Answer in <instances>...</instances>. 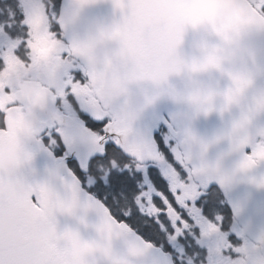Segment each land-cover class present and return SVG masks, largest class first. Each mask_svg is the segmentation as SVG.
<instances>
[{"label":"snow or ice","instance_id":"6c2138e0","mask_svg":"<svg viewBox=\"0 0 264 264\" xmlns=\"http://www.w3.org/2000/svg\"><path fill=\"white\" fill-rule=\"evenodd\" d=\"M93 2L0 0V264H264L247 241L230 239L221 197L231 177L219 165L196 164L183 147L188 137L173 144L180 135L175 129L137 130L142 109L127 103L133 84L163 85L185 71L218 67L216 48L205 45L204 58L189 63L179 51L187 25L160 43L147 27L141 0H113L118 21L81 41L75 20ZM253 13H264V0ZM228 30L220 26L216 35L226 39ZM104 39L112 41L113 53L97 62L92 47ZM118 63L130 71L117 72ZM20 67L57 86L23 99L9 75ZM228 75L231 86L222 93L196 89L178 98L208 114L220 95L225 111L252 84L247 76ZM260 112L264 98L228 133L233 150L243 154L240 171L264 163V129L255 137L248 131ZM40 152L56 162L52 175L63 191L29 171ZM254 182L264 188V178ZM80 208L96 217L92 238L59 228L60 215Z\"/></svg>","mask_w":264,"mask_h":264},{"label":"water","instance_id":"95a60500","mask_svg":"<svg viewBox=\"0 0 264 264\" xmlns=\"http://www.w3.org/2000/svg\"><path fill=\"white\" fill-rule=\"evenodd\" d=\"M70 2L71 0H63L62 4ZM141 2L147 27L160 43H165L181 27L191 26L190 21L203 22L223 15L230 0H141ZM80 17L74 36L81 41H87L95 38L102 29L115 24L119 19V12L113 0H94L81 10ZM217 43L219 37L189 30L185 33L179 51L181 56L191 57L197 55L205 45ZM230 86L231 81L226 78L216 80L207 74L192 77L182 73L169 77L163 85H157L152 81L131 85L127 103L136 109H142L134 125L137 130L157 129L161 125L172 129L167 124V117L180 133L178 141H184L188 137V142L183 147L190 152L196 164L203 162L219 165L220 171L231 177L230 186L224 192V196L246 234L260 243L264 239V188L258 187L254 181L264 178V163L247 171L238 170L243 154L233 150L228 133L233 123L240 119L242 112L247 111L258 94L264 91V73L258 71L253 86L241 98L239 104H233L225 111H221L224 101L220 95L216 97L214 110L208 114L198 112L189 101L178 98L196 89H211L222 93ZM157 93L159 96L155 102L145 107L147 99ZM262 129L264 112L257 113L248 131L255 137ZM191 137L195 139L192 140ZM246 152H251V148L246 149ZM55 169L56 162L43 152L35 155L29 167V171L38 179H51L54 186L63 191L62 183L52 175ZM81 216L85 217L86 223H81ZM58 220L61 230L64 228L79 230L85 239L96 235L95 229L91 227L96 217L92 212L85 214L83 208L78 209L76 215H60Z\"/></svg>","mask_w":264,"mask_h":264},{"label":"clouds","instance_id":"9594fccd","mask_svg":"<svg viewBox=\"0 0 264 264\" xmlns=\"http://www.w3.org/2000/svg\"><path fill=\"white\" fill-rule=\"evenodd\" d=\"M259 3L260 0H230L227 11L223 15L214 20H206L197 25L188 26L186 32L195 30L216 37H218L216 35L218 27L227 25L229 30L226 39L219 37V43L208 45L209 48H216L214 54L218 67H210L198 72L185 71L184 73L192 77L207 74L216 80L221 78L229 79V73L247 76L251 79L252 84L245 90L244 96L253 86L258 71L264 73V13L259 15L253 13V7H258ZM61 14L65 27H71L72 25L67 21V9H62ZM80 19L79 15L75 23L77 24ZM112 53L113 43L107 39L98 41L92 47L91 52L92 57L97 62L102 61ZM205 55V47H203L197 55L182 57L191 63L193 60H202ZM114 67L117 72L130 71V66L125 63H118ZM28 71L31 70H25V74L17 81L23 99L27 100L38 91H47L57 86V82H52L45 87L43 78L35 81L26 79ZM261 98H264V91L258 94L254 102ZM96 255L99 257L101 253L97 252Z\"/></svg>","mask_w":264,"mask_h":264},{"label":"flooded vegetation","instance_id":"af4514ba","mask_svg":"<svg viewBox=\"0 0 264 264\" xmlns=\"http://www.w3.org/2000/svg\"><path fill=\"white\" fill-rule=\"evenodd\" d=\"M58 3L61 4L62 0H58ZM25 70H31V69L30 68H24V67L14 68L12 70V72L9 74L12 82L15 83L17 87H18L17 81L22 75L25 74ZM40 78H43V83H44L45 87L48 84H50L52 82H55V81H49L48 79H46L43 76H38L32 70L28 71L27 74H26V79H30L32 81H35V80L40 79ZM57 155H59V153H57ZM221 199L224 200L223 195H222ZM225 208H226V211H227L228 226H229V229L231 230L230 239L233 241V243L237 244V245H241V244L245 243V241H247L249 246L253 249L256 258L258 260L259 259H264V249L260 247L259 243L253 241L252 239H250L249 237H247L245 235V233L243 232V230L240 227L239 223L234 219L231 211L229 210V208L227 206L226 201H225Z\"/></svg>","mask_w":264,"mask_h":264},{"label":"rangeland","instance_id":"374dc122","mask_svg":"<svg viewBox=\"0 0 264 264\" xmlns=\"http://www.w3.org/2000/svg\"><path fill=\"white\" fill-rule=\"evenodd\" d=\"M173 144H175V143L173 142Z\"/></svg>","mask_w":264,"mask_h":264}]
</instances>
